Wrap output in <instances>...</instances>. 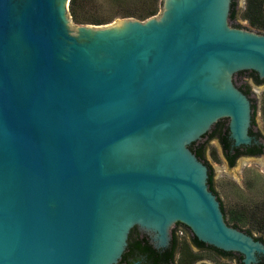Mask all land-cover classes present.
I'll return each mask as SVG.
<instances>
[{"label": "water", "instance_id": "1", "mask_svg": "<svg viewBox=\"0 0 264 264\" xmlns=\"http://www.w3.org/2000/svg\"><path fill=\"white\" fill-rule=\"evenodd\" d=\"M238 0H160L76 23L69 0H0V264H174L175 227L236 264L264 239L223 216L205 160L264 157V31ZM198 264H205L200 262Z\"/></svg>", "mask_w": 264, "mask_h": 264}, {"label": "rangeland", "instance_id": "2", "mask_svg": "<svg viewBox=\"0 0 264 264\" xmlns=\"http://www.w3.org/2000/svg\"><path fill=\"white\" fill-rule=\"evenodd\" d=\"M93 3L94 4H88V7L92 8L97 14L102 16H114L116 14L110 21L105 22L108 23L123 18V16L118 14L120 5L121 7L130 6V8H135L133 4L138 6L140 1L94 0ZM245 3L246 0H238L237 20L246 26L260 30L250 25L247 18L243 16ZM159 11L160 6L155 15H157ZM251 87L257 99L256 122L259 130L264 135V112L262 109L264 101V83L258 86L252 84ZM205 156L213 168L214 184L226 208L228 209L229 207H234L241 203L243 206L246 205L245 208H249V206H253L256 202H262L263 205L257 210V206H253L255 214L260 216L264 212V157H238L234 162L233 168H230L221 154L216 139L208 140ZM254 232L255 234L261 233L264 236V229L261 232L258 230H254ZM217 262L219 264H227V262L219 259Z\"/></svg>", "mask_w": 264, "mask_h": 264}, {"label": "trees", "instance_id": "3", "mask_svg": "<svg viewBox=\"0 0 264 264\" xmlns=\"http://www.w3.org/2000/svg\"><path fill=\"white\" fill-rule=\"evenodd\" d=\"M140 3L137 5L133 4L135 8H130V6L121 7L119 6L120 16H133L139 19H144L150 15L155 14L160 6V0H137ZM94 0H69L68 10L71 15V18L76 23H105L110 21L114 16H102L94 12L92 8L88 7V4H94ZM237 13V9H236ZM237 15V14H235ZM243 16L247 18L250 25L257 27L258 29L264 31V0H246ZM264 112V101L262 106ZM257 110V105H256ZM206 152V148H205ZM205 160L210 168V177L212 180V167L208 162L206 156ZM215 192V191H214ZM262 202L254 203V207L257 206L256 210L262 206ZM246 205L243 204L236 205L234 207H229L228 209H224L221 205V209L224 213V218L227 223L232 224L233 226L245 227L248 228L253 234H255L254 230L262 231L264 228V212L258 216L255 214V209L253 206H249V208H245ZM259 235L264 239L263 234H255ZM179 244L178 240L176 239ZM185 245H187V242ZM176 243V246H177ZM187 247V246H186ZM188 248V247H187ZM187 252L189 250L187 249ZM184 257V256H183ZM183 257H180V261L183 263Z\"/></svg>", "mask_w": 264, "mask_h": 264}, {"label": "flooded vegetation", "instance_id": "4", "mask_svg": "<svg viewBox=\"0 0 264 264\" xmlns=\"http://www.w3.org/2000/svg\"><path fill=\"white\" fill-rule=\"evenodd\" d=\"M240 80L243 83L248 84L249 86H252V84L256 85V86H258L259 84H262V83H259V84L254 83L253 80L251 79V77L247 76V75H243ZM256 105H257V102H256ZM212 172H213V168H212ZM211 184H212L213 190L215 191L214 193H216V195H217V197H218V199L220 201V206L222 205L224 207V209L226 210L227 208H226L223 200L221 199V197H220V195L218 193V190L215 187L213 177H212V180H211ZM223 216H224V213H223ZM230 225H232V224H230ZM234 227H238V226H234ZM174 231H175V234H176V239L179 242V244L177 243V246H176V249H175V253H174V256H173L174 264H198L200 262H203L205 264H219L217 262L218 259L222 260L224 262H227V264H236L232 258H230V257H222L220 254H218L214 250H211V249L206 248V247L198 248V247L194 246L191 243V241L189 240L188 235H187L186 230H185L184 227L176 226ZM182 235H184V236H182ZM184 241L187 242V245H185ZM187 249L189 250V252H187ZM180 257H183V263L180 261Z\"/></svg>", "mask_w": 264, "mask_h": 264}]
</instances>
